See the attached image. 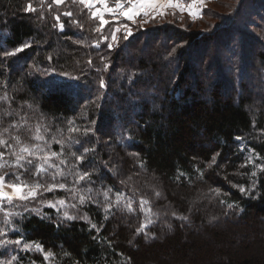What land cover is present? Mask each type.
I'll use <instances>...</instances> for the list:
<instances>
[{
    "label": "trees",
    "instance_id": "1",
    "mask_svg": "<svg viewBox=\"0 0 264 264\" xmlns=\"http://www.w3.org/2000/svg\"><path fill=\"white\" fill-rule=\"evenodd\" d=\"M92 24L79 0H0V176L26 197L0 199V264H264L252 49L208 54L222 24Z\"/></svg>",
    "mask_w": 264,
    "mask_h": 264
},
{
    "label": "rangeland",
    "instance_id": "2",
    "mask_svg": "<svg viewBox=\"0 0 264 264\" xmlns=\"http://www.w3.org/2000/svg\"><path fill=\"white\" fill-rule=\"evenodd\" d=\"M128 2L123 7L120 2L109 4L107 0H92L91 5L84 4L90 10L96 33L101 34L103 29L99 14H103L104 20L114 23V34L125 37L134 35L138 29L154 27L162 22L172 23L189 31L203 29L206 32L207 28L212 30L217 24H222V26H230L228 28L231 29V34H234L233 38L226 47L222 45L218 47L217 40H213L208 54L215 51L218 57L226 58L233 54L237 55L240 45L246 44L252 49L249 62L255 68L254 73L258 76L264 73L262 65L253 58V53L257 50L264 51V0H129ZM133 4L136 5L135 8ZM107 9L113 11L109 12ZM94 12L98 13L95 17L92 15ZM124 13H134V18L130 20ZM235 33H239L237 37ZM8 185L14 184L4 183L3 191L13 198L23 195L21 186L16 185L19 189V192H16Z\"/></svg>",
    "mask_w": 264,
    "mask_h": 264
},
{
    "label": "snow or ice",
    "instance_id": "3",
    "mask_svg": "<svg viewBox=\"0 0 264 264\" xmlns=\"http://www.w3.org/2000/svg\"><path fill=\"white\" fill-rule=\"evenodd\" d=\"M55 2H56V3H61V0H55ZM80 2L83 3V4H86V5H91L92 0H80ZM135 7H136V5L133 4V8H135ZM27 10H29V11H35V9H33V8L31 7V5L28 6V9H27ZM107 11L112 12L113 9H107ZM65 15H71V13H65ZM92 15H93V17H95L96 15H98V13H95V12H94ZM99 15H100V17H101V27H102L104 24H107L108 21H106V20L103 19V14H99ZM124 15H126L127 18L130 19V20L134 18V13H124ZM58 19H59V17H57V20H58ZM62 27H63V25H61V28H62ZM98 30H99V29H98ZM112 38H113V40H115V39H116L115 35H113ZM27 46H28V45H25V47H27ZM109 47H111V45H109ZM19 50H20V49H17L16 51H19ZM13 54H14V53H8V52H5V53H4L5 56L13 55ZM101 85L103 86V81H101ZM41 138H42V137H39V136L37 137V139H41ZM0 143H4V142H3V141H0ZM22 151H23V152H28L30 155H34V153L30 152V150H29L28 148H23ZM85 151H87V150H85ZM2 155H3V153H0V156H2ZM52 155H56V153H52ZM23 159H24L23 156H18V157H17V164H19V161H20V160H23ZM79 159L82 160L83 157H80ZM213 160L215 161V157H213ZM29 163H31V161H29ZM0 167H3V165H0ZM42 170H43V166H41L40 169H38V171H42ZM88 176H89L88 173H84L83 175L80 176V180H84V179L88 178ZM3 187H4V177L0 176V199H5V200H9V201L12 200V199H13V196L10 195L9 193L3 191ZM8 187H11V188H13L16 192H19V189H17V186H16V185H8ZM37 187H39V185H37ZM59 187L63 188L64 185L61 184V185H59ZM241 190L243 191V189H241ZM29 195H30V196H34V195H35V191H34V190H33V191H30V192H29ZM104 195H105V197H107L108 192H105ZM19 198H20V199H25L26 197L20 196ZM120 198H121L120 194L117 193V200L119 201ZM80 199H81V202L84 201V197H81ZM60 203L63 204L64 201H60ZM146 203H147V201H145V200H141V206H142V207H143V205L146 204ZM51 206L54 207L55 205H51ZM109 206L111 207V205H109ZM73 207H74V205H73ZM229 207H232V205H229ZM128 210H129V211H132L131 204L128 205ZM64 215H65V218H66V219H69V220L73 219V217L69 216L68 213H65ZM175 215H176V214L173 213V216H175ZM183 219H187V217H183ZM93 227H95V225H93ZM143 227H145V226H144V225H141V228L137 229V232L139 233L140 231H142ZM97 230H98V229H97ZM9 242H11V241H9ZM0 243H5V242L0 241ZM15 243L19 244L20 241L17 240V241H15Z\"/></svg>",
    "mask_w": 264,
    "mask_h": 264
},
{
    "label": "crops",
    "instance_id": "4",
    "mask_svg": "<svg viewBox=\"0 0 264 264\" xmlns=\"http://www.w3.org/2000/svg\"><path fill=\"white\" fill-rule=\"evenodd\" d=\"M63 0H61V2H62ZM129 0H117V1H115V0H107V2L109 3V4H113V3H116V2H120L121 4H122V7L123 6H125V5H127L129 2H128ZM91 7V6H90ZM121 7V8H122ZM130 8V7H129Z\"/></svg>",
    "mask_w": 264,
    "mask_h": 264
}]
</instances>
